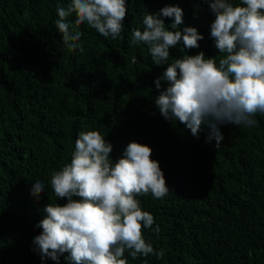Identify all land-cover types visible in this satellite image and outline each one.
<instances>
[{"label":"trees","instance_id":"16d2710c","mask_svg":"<svg viewBox=\"0 0 264 264\" xmlns=\"http://www.w3.org/2000/svg\"><path fill=\"white\" fill-rule=\"evenodd\" d=\"M58 2L67 5L0 0V264H55L32 250L41 231L35 225L56 201L52 171L70 162L77 134L89 130L106 135L114 161L131 141L150 146L170 189L163 199L137 197L161 229L158 236L142 233L165 256L133 259L126 251L128 264H264V115L254 128L222 126L219 146L206 142V127L192 136L155 108L153 82L167 65H154L146 45L130 43L146 11L178 5L183 26L204 36L187 54L219 59L205 0H127L117 39L78 26L82 51L62 39ZM180 47L170 49L173 59ZM36 179L45 183L39 194L30 190Z\"/></svg>","mask_w":264,"mask_h":264},{"label":"clouds","instance_id":"9594fccd","mask_svg":"<svg viewBox=\"0 0 264 264\" xmlns=\"http://www.w3.org/2000/svg\"><path fill=\"white\" fill-rule=\"evenodd\" d=\"M214 20L210 37L220 58L206 57L200 48L204 36L195 27L183 26V10L166 5L142 18L143 30H132L131 45L147 46L154 65H167L154 80V105L172 123H182L198 137L207 128L206 142L219 146L225 125L254 128L257 115H264V0H205ZM127 0H67L57 3V25L69 49L81 50L86 23L105 39H117L125 26ZM75 10V20L70 13ZM165 18L171 23L165 24ZM182 55L173 59L170 49ZM135 58L133 63H135ZM96 130L81 131L75 139L70 162L51 173L56 201L43 208L41 229L32 237V250L41 261L60 264H128L150 254L163 259L146 241L142 228L159 235L161 229L140 195L163 199L169 187L159 162L151 159L150 146L129 142L122 155L111 158L113 145ZM34 194L45 191L41 179L31 182ZM37 199L39 196L37 195ZM64 199L63 204L57 203ZM66 254V255H65Z\"/></svg>","mask_w":264,"mask_h":264},{"label":"bare ground","instance_id":"6f19581e","mask_svg":"<svg viewBox=\"0 0 264 264\" xmlns=\"http://www.w3.org/2000/svg\"><path fill=\"white\" fill-rule=\"evenodd\" d=\"M3 29V28H2ZM4 40V39H3ZM6 235V234H5ZM2 243V242H1ZM16 243V242H15ZM21 246V245H20Z\"/></svg>","mask_w":264,"mask_h":264}]
</instances>
